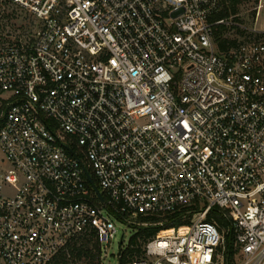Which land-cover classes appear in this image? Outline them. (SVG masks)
I'll use <instances>...</instances> for the list:
<instances>
[{
    "label": "built area",
    "instance_id": "obj_1",
    "mask_svg": "<svg viewBox=\"0 0 264 264\" xmlns=\"http://www.w3.org/2000/svg\"><path fill=\"white\" fill-rule=\"evenodd\" d=\"M221 9L0 0V264H74L85 239L101 264L112 217L179 211L126 264H264V31L222 51L218 26L247 28Z\"/></svg>",
    "mask_w": 264,
    "mask_h": 264
},
{
    "label": "trees",
    "instance_id": "obj_2",
    "mask_svg": "<svg viewBox=\"0 0 264 264\" xmlns=\"http://www.w3.org/2000/svg\"><path fill=\"white\" fill-rule=\"evenodd\" d=\"M260 4V0H222V9L218 14L215 15L214 19H232L233 21H241L244 22L243 19H240V13L247 5H252L255 7L254 11H251V17L256 20V16L258 14L257 7ZM229 29H237V33L243 40L238 39H229L223 38V34ZM260 36V35H259ZM257 38L258 35L253 33H249L248 30L241 29L239 27H230L227 26H218L216 28V41L222 51H225L231 47H236L239 43L244 41H249L253 38ZM2 126V121H0V127ZM189 213L187 211H179L174 214L165 215L163 217H142L139 219V223H142L138 226V231L135 236L132 237L130 241V246L128 249L123 252V256L120 259L121 264H126L129 262H133L136 260H140L144 256V245L153 238L158 231L161 229H168L173 227H179L182 225H186L189 222L188 216ZM210 220L216 221L221 226H229V221L223 216V214L219 211L218 208H214L209 217ZM160 221H164L163 226L157 225ZM85 242L80 247L77 257L82 258L83 256H87L88 258L95 259L97 257V253L90 250L87 246L90 244V240H84ZM228 247H229V257L230 259L234 258V237L228 236L226 238ZM95 248H98V245L95 243Z\"/></svg>",
    "mask_w": 264,
    "mask_h": 264
},
{
    "label": "rangeland",
    "instance_id": "obj_3",
    "mask_svg": "<svg viewBox=\"0 0 264 264\" xmlns=\"http://www.w3.org/2000/svg\"><path fill=\"white\" fill-rule=\"evenodd\" d=\"M254 10H255V7H253L252 5H247L243 9V11L240 13V16H239V18L243 19L244 22L243 23L241 21H233V22L242 24L243 26L247 28L246 30L257 28L258 30L264 31V0H260V4L257 7L258 14L256 16V20L253 21L251 17V11H254ZM16 19L18 20L16 21L15 19H13V24L15 23V25H17L16 27H18V24H21L22 20L20 18H16ZM24 21H25V24H26V21H27V24H29L28 20H24ZM229 21L232 22V19H230ZM10 23H11V20L8 21L7 18H6V21L3 22L4 25L10 24ZM222 37L229 38V39L243 40V38L238 35L237 29H229L223 34ZM253 39H255V37ZM112 219L116 224L117 234H116L115 239H113L110 244L103 245V249H104L103 255L104 256L101 259V264H121V261L119 258L120 252L121 251L125 252L128 249V247L130 246V241L132 237L135 236L138 231L137 225L130 224L127 221H121L113 217ZM84 242L85 241H83L82 244ZM93 245L91 242L90 244L88 243L87 246L89 248H92L91 246ZM93 250L95 251V245L93 246ZM74 264H100V256L98 254L94 260L91 258H88L87 256H83L82 258H78V260Z\"/></svg>",
    "mask_w": 264,
    "mask_h": 264
},
{
    "label": "water",
    "instance_id": "obj_4",
    "mask_svg": "<svg viewBox=\"0 0 264 264\" xmlns=\"http://www.w3.org/2000/svg\"><path fill=\"white\" fill-rule=\"evenodd\" d=\"M96 191H97V193L99 194L101 200L103 201L104 199H103V197L101 196V194H100V192H99V190H98L97 188H96Z\"/></svg>",
    "mask_w": 264,
    "mask_h": 264
}]
</instances>
